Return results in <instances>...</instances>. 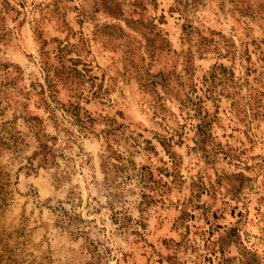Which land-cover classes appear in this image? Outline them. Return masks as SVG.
<instances>
[{"label":"rangeland","instance_id":"374dc122","mask_svg":"<svg viewBox=\"0 0 264 264\" xmlns=\"http://www.w3.org/2000/svg\"><path fill=\"white\" fill-rule=\"evenodd\" d=\"M175 6L0 0V264H264V0H202L190 40ZM64 46L83 78L50 93L43 64L58 66ZM219 64L256 94L239 112L206 92ZM142 69L195 88L212 120L208 158L192 142L197 119L170 102L168 123L145 111ZM55 102L86 111L88 131ZM110 121L117 137L105 136ZM172 130L167 154L157 140ZM109 146V163L126 168L116 179L104 176ZM131 163L165 184L158 202L142 204L151 194Z\"/></svg>","mask_w":264,"mask_h":264},{"label":"trees","instance_id":"16d2710c","mask_svg":"<svg viewBox=\"0 0 264 264\" xmlns=\"http://www.w3.org/2000/svg\"><path fill=\"white\" fill-rule=\"evenodd\" d=\"M202 0H176V6L172 9V12H176L180 17L183 18V25L181 26L182 34L185 36L186 40H190L193 34L200 36V33L195 32L193 27V17L194 10L197 8L198 4ZM161 35L159 33L154 35L153 39H146L149 42V49L151 52L155 50L154 45L158 44L159 47H162L163 41L160 40ZM205 41V40H204ZM68 46V45H67ZM67 46L60 48L57 52V60L58 66L54 67L53 65H48L44 63V71L46 73L45 84L46 87L50 90V93H55L54 88L61 84L63 86H67L68 83H72V79L69 78L71 75L75 74L78 77L83 78L78 70L69 69L65 66V54L72 51L67 49ZM131 54V52H130ZM71 62V60H68ZM76 66V64H73ZM143 70V69H142ZM140 82V93L142 95V104L145 106V111L149 112L150 115L154 119L159 120L160 122H169L171 119L175 118L174 114L167 107V102L176 104L180 110V112H185L188 118L197 119L198 123L193 127L194 129V149L200 150L205 157L208 158L209 154L212 153L211 145L213 144V138L211 136V119H209V115L204 111L202 106L203 101L196 95L195 88L187 87L185 84L176 79L175 87H173V83L169 74L165 75L163 73H159L157 75L149 74L145 69L139 75ZM205 83H208L209 88L207 87L206 92L220 95L222 97L230 100V105L236 109L238 112L241 110L243 102H247L246 105H250V101L252 99H256V94L251 88H246L243 84H240L238 81L234 79V73L231 69L226 68L222 64L216 65L212 68L210 75L204 79ZM240 86H243L247 89V94L241 96ZM185 87H187V91H185ZM158 88L164 91V94L161 95ZM42 89V87H41ZM43 92V89H42ZM255 94V95H254ZM52 96V94H51ZM255 101V100H254ZM59 105V109L61 110L63 116L69 117L72 121V124L78 129V133H83L88 131V126L92 124V119L90 115L85 111L81 113L82 109L78 104H61L55 102ZM48 107V106H47ZM251 111L253 109H250ZM52 114L51 117L55 118L54 112L50 110ZM255 115V113L253 114ZM35 121L36 119H31ZM115 124L114 121H110L108 125V130L105 132L106 137H117L116 132L120 127H113ZM122 128V127H121ZM66 138L69 142H74L77 139V136L72 132H65ZM181 134H177V130H172L171 137L166 141L157 140L158 144L164 149V151L169 154L167 148L171 147V143L174 141L173 137L180 138ZM113 142H119L115 140V138H111ZM168 141V142H167ZM126 143L128 145V149L133 148L132 145L128 143L126 139ZM149 143V142H147ZM181 140L174 142V144H181ZM17 146L14 145V148ZM41 150L45 154V149H47L46 144H40ZM16 150H13L15 152ZM114 152L111 150L109 146V150L107 151V155L104 158V176L105 178L110 177L111 179L117 178L120 176L122 172L125 171V167H117L109 163V160L113 158L112 155ZM118 160V159H116ZM131 170L135 171L136 174H133V177L138 179V183L142 190H147L151 195H147L146 193H142V198L144 199L143 205H148L152 203H156L158 196H161L159 190L165 187V184H162L160 180H157L156 177L152 174L148 167H141L139 170H136L134 164L131 163ZM113 174V175H112Z\"/></svg>","mask_w":264,"mask_h":264}]
</instances>
